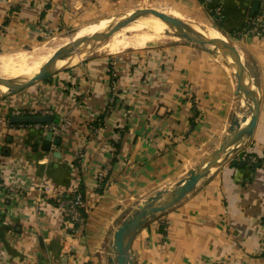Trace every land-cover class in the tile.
<instances>
[{
    "label": "crops",
    "instance_id": "1",
    "mask_svg": "<svg viewBox=\"0 0 264 264\" xmlns=\"http://www.w3.org/2000/svg\"><path fill=\"white\" fill-rule=\"evenodd\" d=\"M135 1L0 0V51L34 46L47 30ZM149 1L214 23L240 46L260 108L252 134L239 141L233 157L264 158V37L236 36L256 0ZM216 7L219 16L213 13ZM239 99L226 69L177 44L86 58L1 96L2 264H110L113 234L122 220L157 190L186 178L226 140L233 119L250 118L251 110ZM15 109L62 120L49 151L46 133L9 122ZM101 169L106 184L98 193L94 177ZM44 182L56 197L83 190L87 216L81 231H74L56 197L40 193ZM262 220L264 165L251 170L223 162L182 201L137 231L131 259L133 264H264Z\"/></svg>",
    "mask_w": 264,
    "mask_h": 264
},
{
    "label": "water",
    "instance_id": "2",
    "mask_svg": "<svg viewBox=\"0 0 264 264\" xmlns=\"http://www.w3.org/2000/svg\"><path fill=\"white\" fill-rule=\"evenodd\" d=\"M258 6L259 0H256L251 10V17L255 15ZM130 15H132L130 18L151 15L152 17L162 21L172 30V33L176 36L183 37L189 42L199 44L208 43L218 47L224 53V55L228 57L232 63H234L235 76L238 80L236 93L239 94L243 91L250 93L253 107L251 109L250 118L243 120L244 124H242L238 119H233L230 126V134L227 136L226 140L217 149L213 150L208 156H206L194 170L190 171L186 178L181 179L173 188L158 190L148 200L138 204L122 220L113 234V241L109 249V253L111 254L109 260L110 264H133L130 254V247L137 231L154 216L167 211L182 201L191 191L196 188L197 184L204 177H206L210 172L214 171L221 163L230 162L233 166H245V161L237 160L233 157V154L239 150V147L236 146L239 141L242 138L252 134L258 119L260 108L257 94L251 86L243 63L233 55L232 50L224 42V40L207 37L202 33L195 31L188 22L181 21L171 16L163 15L153 9L133 10ZM130 18H126V21H128ZM220 32L222 31L220 30ZM106 33L107 31L100 32V34L88 44L78 46L71 52L54 58L39 68L38 71L30 76V78L20 83L14 84L0 77V85L6 87L8 92L11 93L23 90L26 87L32 85L34 82L45 79L46 77L64 69L63 67L58 68L56 66L57 61L66 59L72 55L88 52L97 42L106 36ZM8 120L11 124L15 125L50 124L53 122V116L51 114L18 115L10 113L8 115ZM53 135L54 133L52 131L47 132L45 135L46 142L44 143V149L46 151L50 150V143L53 139ZM55 143L59 144L60 139L56 138Z\"/></svg>",
    "mask_w": 264,
    "mask_h": 264
},
{
    "label": "bare ground",
    "instance_id": "3",
    "mask_svg": "<svg viewBox=\"0 0 264 264\" xmlns=\"http://www.w3.org/2000/svg\"><path fill=\"white\" fill-rule=\"evenodd\" d=\"M131 12L132 11H129L120 17L106 18L104 21L90 24L88 27H81L76 33H73L70 36L53 37L49 41L41 43L31 49L0 52V77L14 84L20 83L30 78L33 73L54 58L65 55L78 46L88 44L103 31H107L106 36L97 42L88 52L72 55L66 59L59 60L57 61L56 66L58 68H66L78 64L85 58L118 55L128 50H140L163 40L188 41L183 37L174 35L172 30L157 18H154L151 15L130 18L132 16L130 15ZM160 13L188 22L195 31H198L207 37L224 40L232 50L233 55L239 60L242 59L243 53L240 46L236 42L226 38L222 32H218L219 29L216 30L214 26L203 23L202 21L191 20L189 16L184 15L173 8H168L167 11L162 10ZM126 18L130 19L126 21ZM188 18H190V21ZM204 44L214 48L223 55L235 75L234 63H232L218 47L213 44ZM237 83L238 80L236 78V86ZM7 92L8 90L6 87L0 85V94ZM250 96V93L244 91L240 92V106L242 105L251 110L253 102ZM241 121L242 120L240 119V122Z\"/></svg>",
    "mask_w": 264,
    "mask_h": 264
},
{
    "label": "built area",
    "instance_id": "4",
    "mask_svg": "<svg viewBox=\"0 0 264 264\" xmlns=\"http://www.w3.org/2000/svg\"><path fill=\"white\" fill-rule=\"evenodd\" d=\"M211 0H205L206 3L210 2ZM220 11L221 8L220 7H216L215 10H213V13L217 16L220 15ZM245 34H253V35H257V36H262L264 37V0H259V6L257 9V12L255 13L254 16L250 17L245 25L241 28V30H239L238 32H236V36H241V35H245ZM115 82H116V72L114 69L110 70V91H111V95L110 96V102L113 101L114 99V95L116 93L115 91ZM12 113L14 114H18V115H35L37 114L36 111H31V110H27V109H15L14 111H12ZM39 114H47L45 112H40ZM28 125V124H27ZM35 128H37L38 130H40L43 133H47L49 131H52L54 134L58 133L59 131H61L62 128V120L59 121V123H50V124H29ZM257 158H260L258 156H246V159L248 161V163H256L257 162ZM237 160H239L238 158H236ZM263 159V164H264V158ZM242 160H245V156L242 157ZM106 170H99L95 177H94V187L95 190L98 192L100 189H102V184H103V179L105 178L106 174H105ZM0 186H2V184L0 183ZM40 189V193L44 194L45 197H52V199L55 196H53L52 194H50V190L47 184H45V182L39 186ZM99 193V192H98ZM69 195H71L70 198H64L63 195H58L56 198V201L58 202V206H60L63 211L65 216L67 217V220L69 221V223H71L74 227V231L75 232H79L83 229V226L85 224L86 218L84 216V214L87 213V208H86V201H85V197L82 194V192H80L79 190H73L69 193ZM48 198L51 199V198ZM259 252L262 253L264 252V233L261 237L260 240V249ZM0 264H2L1 259H0Z\"/></svg>",
    "mask_w": 264,
    "mask_h": 264
},
{
    "label": "rangeland",
    "instance_id": "5",
    "mask_svg": "<svg viewBox=\"0 0 264 264\" xmlns=\"http://www.w3.org/2000/svg\"><path fill=\"white\" fill-rule=\"evenodd\" d=\"M153 9L156 10L158 12H162V10H166L168 9V7L156 3L154 1H135V2H130V3H119L116 6H113L112 8H105L104 10L102 9L101 11H99V15L94 16L86 21L83 22H70L66 25L60 26L58 28H55L53 30H47L46 33L43 35V37L33 46H26V47H22V48H17L16 50H20V49H31L41 43L47 42L49 41L51 38L53 37H59V36H70L73 33H76V31L81 28V27H88L90 24L96 23V22H101L104 21L106 18H110V17H120L121 15L129 12V11H133V10H139V9ZM184 14V13H183ZM185 15V14H184ZM191 20H197V21H202L203 23H207L211 26H216V24L214 23H210L206 20H202V19H198L195 17H191ZM190 18L189 21H190ZM213 19V18H212ZM217 27V26H216ZM216 30H218L216 28ZM218 32H220L218 30ZM221 33V32H220ZM223 34V33H222ZM224 35V34H223ZM226 38L234 41V39L230 36L224 35ZM171 44H177L180 46H184L186 48H192L198 52H201L202 55L211 58L212 62L216 63L218 66H220V68L226 69V72L229 74V76L232 77L234 85L236 83V76L234 75L231 67L228 65L226 59L214 48L207 46L206 44H199V43H194V42H188V41H169V40H163V41H159L147 46L146 48H151V47H160V46H166V45H171ZM194 46V47H193ZM145 49V48H143ZM140 49V50H143ZM9 51H13V50H9ZM132 51H139V50H128L125 52H132ZM0 52H7V50L4 51H0ZM220 54V56H219ZM101 57H108V56H101ZM86 59V58H85ZM242 62V59H241ZM243 63V62H242ZM227 66V67H226ZM71 67V66H69ZM66 67V68H69ZM229 70V71H228ZM236 86V85H235ZM11 94V92H7L4 94H0L1 96L4 95H8ZM218 148V147H217ZM216 148V149H217Z\"/></svg>",
    "mask_w": 264,
    "mask_h": 264
},
{
    "label": "trees",
    "instance_id": "6",
    "mask_svg": "<svg viewBox=\"0 0 264 264\" xmlns=\"http://www.w3.org/2000/svg\"><path fill=\"white\" fill-rule=\"evenodd\" d=\"M109 73H110V71H109ZM116 94L117 93H115V95H114L113 101L110 102L111 105H114V103H115V101L117 99L116 98L117 97ZM109 95H111V91H110ZM52 116H53V114H52ZM102 120H103V117H100L99 118V123L102 122ZM59 121L60 120H58L57 118L55 119L54 116H53V122L54 123H59ZM249 155L255 156L253 154H244L243 156H245V160H244L245 161V166L249 167L251 170H256V169H258L260 167H263L264 164H263V159L262 158H257V162L256 163H252V164L251 163H248V161L246 159V156H249ZM240 160H242V158ZM105 184H106V177L103 179L102 189L99 190L100 192H102L104 190ZM81 190H79V191L82 192V194H83V190L82 191ZM70 197H71V195H69V193L64 195V198H70ZM49 200L52 201L51 199H49ZM84 216L86 218L87 214H84ZM262 222H264V220H262ZM163 228H164L163 226L160 227V230L162 232H164V229ZM260 256H263L264 257V252L260 253Z\"/></svg>",
    "mask_w": 264,
    "mask_h": 264
}]
</instances>
